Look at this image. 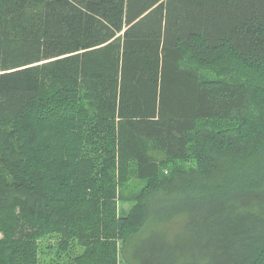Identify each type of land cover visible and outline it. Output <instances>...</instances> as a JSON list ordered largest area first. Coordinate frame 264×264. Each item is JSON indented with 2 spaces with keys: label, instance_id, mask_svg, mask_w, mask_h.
Masks as SVG:
<instances>
[{
  "label": "trees",
  "instance_id": "1",
  "mask_svg": "<svg viewBox=\"0 0 264 264\" xmlns=\"http://www.w3.org/2000/svg\"><path fill=\"white\" fill-rule=\"evenodd\" d=\"M179 215L206 257L264 264V0H0V264L52 234L119 264Z\"/></svg>",
  "mask_w": 264,
  "mask_h": 264
},
{
  "label": "rangeland",
  "instance_id": "2",
  "mask_svg": "<svg viewBox=\"0 0 264 264\" xmlns=\"http://www.w3.org/2000/svg\"><path fill=\"white\" fill-rule=\"evenodd\" d=\"M214 76V75H213ZM159 159H166L164 154H159ZM179 166H192L194 161H180V162H169V168ZM145 184L144 181L132 176L126 183L124 190L126 194L130 195L136 193ZM182 201L173 202L168 204L171 208L178 207ZM133 203H120L118 208V216H123L129 211ZM164 209L163 205L158 206V213ZM125 212V213H123ZM204 213V210H202ZM167 223L155 224L147 230L144 234L136 237L133 240V249L128 250L126 253L121 254L119 258V264H125L128 258L135 260L137 264H211L216 258L215 264H223L222 258L226 259L225 256L220 255L218 250L217 257H206L203 251L196 248V245L200 241L194 237V233L200 232L202 236L201 245H207L211 239L210 230L206 229V226L194 225L191 222V218L188 215H179L171 220L166 221ZM61 235L52 234L39 241L42 264H50L51 260L59 261L62 264H67L69 258L68 251L60 250ZM172 247L173 255L171 259L165 258V246ZM50 246L57 250L59 254L55 255L50 252ZM201 247V246H200ZM136 249V250H135ZM85 248L74 243L72 256L79 255L84 252ZM128 253H131L128 255ZM138 254L139 257H138Z\"/></svg>",
  "mask_w": 264,
  "mask_h": 264
}]
</instances>
